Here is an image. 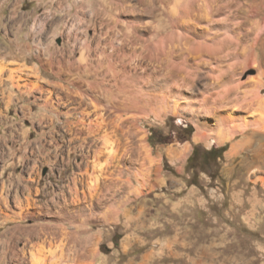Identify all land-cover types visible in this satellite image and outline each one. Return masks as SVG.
I'll list each match as a JSON object with an SVG mask.
<instances>
[{
	"label": "rangeland",
	"instance_id": "374dc122",
	"mask_svg": "<svg viewBox=\"0 0 264 264\" xmlns=\"http://www.w3.org/2000/svg\"><path fill=\"white\" fill-rule=\"evenodd\" d=\"M112 3L117 0H0V53L15 56L0 54V264H50L43 254L46 242L56 241L54 221L84 245L85 264H264V109L252 115L256 127L222 143L213 136L194 140L197 123H215L202 112L179 108L135 120L124 116V124L133 122L136 129L127 140L117 131L109 163V145L81 123L88 122L80 111L88 100L78 96L85 88L77 75L81 46L87 39L96 63L97 43L116 37L119 24L112 26L119 11ZM137 7L145 15L140 32L148 35L152 28L144 24L156 25L159 12L153 19L146 3ZM160 31L167 33L164 25ZM251 37L259 44L258 61L238 63L234 57L230 74L244 88L258 84L264 99V14ZM131 66L137 73L155 70L148 60ZM192 84L193 98H201L203 81ZM224 145L222 160L209 169L213 178L205 171L191 184L186 162L193 148ZM96 147L103 152L99 161L92 160ZM92 186L97 189L90 196ZM109 206L114 208L106 212ZM35 227L37 238L30 231ZM179 236L186 237V246L165 245Z\"/></svg>",
	"mask_w": 264,
	"mask_h": 264
},
{
	"label": "bare ground",
	"instance_id": "6f19581e",
	"mask_svg": "<svg viewBox=\"0 0 264 264\" xmlns=\"http://www.w3.org/2000/svg\"><path fill=\"white\" fill-rule=\"evenodd\" d=\"M142 2L146 3V10L143 7L145 13L148 12L153 19L154 13L159 12V19H154L156 25L153 21L144 24L152 28L148 35L142 34L139 27L145 17L137 7ZM115 6L114 11H119L118 20H115V26L112 27L115 28L117 24L120 27L116 29V37L104 44L97 43L96 63H93V58L91 60V48L87 39L84 40L78 59L82 68L81 74L76 71L78 78L82 79L80 84H85V88L80 86L81 92L78 96L88 100L86 106L80 108L81 113L88 117V122L83 120L81 123L87 125L90 133L97 132V137L104 146L109 145V148L106 145L108 152L105 162L111 161L112 144L119 141L117 131L121 130V136L127 140L130 129H136L133 122L130 126L124 124V116L135 120L139 116L154 115L164 109L179 108L191 109L198 114L202 112L207 117L213 116L215 123L211 125L206 119L201 124L197 123L194 140L213 136L219 143L248 127L257 126V120L252 115L264 109L260 88L256 83L244 88L241 81L230 74L233 63L229 60L236 57L238 63L246 60L258 61L259 44L251 43V34L260 26V18L264 14V0H138L135 4L117 0ZM123 13H127L128 17H120ZM231 14L236 19L230 20L233 18H230ZM162 25L167 30L165 34L160 31ZM261 44L264 46V42ZM8 54L5 57H13ZM137 59L138 64L148 60L159 73H155L154 69L155 72H146L144 69L145 72L141 73L128 70L127 67L133 69L132 63L138 66ZM75 73L70 68V76L75 78ZM260 74L262 75V71ZM195 79L202 80L203 88H206L201 98H193L192 82ZM67 81L72 82L73 79L69 77ZM70 93L72 94L71 90ZM69 96L64 104L69 101ZM245 113L248 115H244ZM110 137L112 141H109ZM96 148L98 150L93 154L92 160L99 161L103 152L102 148ZM187 149L185 147L183 152L188 151ZM230 152L232 155L234 148ZM92 187H88L90 196L94 194L91 190L97 189ZM21 205L20 200L19 208L23 209ZM114 206L107 207L105 211L109 212ZM29 211L24 212L27 215L32 214ZM54 222L53 226L58 230L53 235L56 241L46 242L49 248L43 255L49 259L50 264H85L89 259L85 257L84 245L75 235L70 237L64 232L62 225L56 226L59 221ZM30 231L37 238L36 227ZM69 242L71 245L68 247L66 245ZM78 251L82 252V259L77 256ZM41 262L47 264L46 259Z\"/></svg>",
	"mask_w": 264,
	"mask_h": 264
},
{
	"label": "trees",
	"instance_id": "16d2710c",
	"mask_svg": "<svg viewBox=\"0 0 264 264\" xmlns=\"http://www.w3.org/2000/svg\"><path fill=\"white\" fill-rule=\"evenodd\" d=\"M186 131L187 135L192 133L191 129L189 128ZM227 149L228 146L224 145L221 147H212L202 151L197 146H195L186 162V168L193 171L190 183L196 184L199 173L205 171H208L209 176L212 177L209 169L212 165H218Z\"/></svg>",
	"mask_w": 264,
	"mask_h": 264
},
{
	"label": "crops",
	"instance_id": "0c3cea01",
	"mask_svg": "<svg viewBox=\"0 0 264 264\" xmlns=\"http://www.w3.org/2000/svg\"><path fill=\"white\" fill-rule=\"evenodd\" d=\"M2 53V52H1ZM0 53V54H1ZM8 53H10L11 54V52H3L2 53V56H4L5 57V55H9ZM11 56H13L12 54H11ZM8 57V56H7ZM10 57V56H9ZM11 58V57H10ZM15 58V56H13L11 59H14ZM190 227H191V224H190ZM165 242V245L166 244H168L169 242H170V244L173 242V241H175L173 244L174 245H185L187 242H186V237L185 236H179V238H178V240H175V237H173L172 239H167V240H164ZM182 241L184 242L183 244H182ZM167 246V245H166ZM186 246V245H185ZM172 249L174 250L175 248H173L172 247ZM164 251H166V250H164ZM168 253L170 254V251H168ZM165 256H169V255H165ZM132 264H144V261H140V262H135V261H132ZM164 264H177V263H175V262H173V261H170V262H165ZM189 264V263H188Z\"/></svg>",
	"mask_w": 264,
	"mask_h": 264
}]
</instances>
